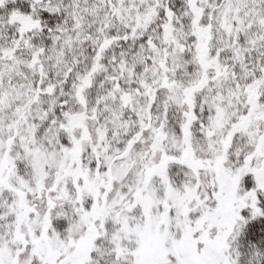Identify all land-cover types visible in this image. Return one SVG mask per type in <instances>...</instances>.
Returning <instances> with one entry per match:
<instances>
[{"label": "snow or ice", "instance_id": "snow-or-ice-1", "mask_svg": "<svg viewBox=\"0 0 264 264\" xmlns=\"http://www.w3.org/2000/svg\"><path fill=\"white\" fill-rule=\"evenodd\" d=\"M0 264H264V0H0Z\"/></svg>", "mask_w": 264, "mask_h": 264}]
</instances>
